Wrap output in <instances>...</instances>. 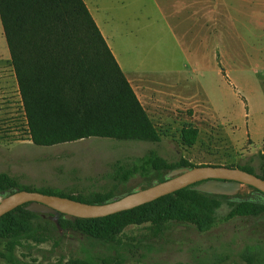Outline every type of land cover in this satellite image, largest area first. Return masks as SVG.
<instances>
[{
  "label": "rangeland",
  "instance_id": "374dc122",
  "mask_svg": "<svg viewBox=\"0 0 264 264\" xmlns=\"http://www.w3.org/2000/svg\"><path fill=\"white\" fill-rule=\"evenodd\" d=\"M263 3L222 0L221 17L207 15L204 29L194 16L166 18L153 7L125 23L106 17L108 41L126 76L133 75L130 84L160 133L158 142L89 137L34 145L0 23V76L8 81L6 96L0 92V172L31 188L49 186L73 194L111 190L120 196L144 181L134 176L112 187L103 176L109 164L149 149L168 161L183 157L196 165L256 167L264 148ZM187 125L198 130L192 146L183 145L179 136ZM249 191L243 186L237 194ZM227 210L223 201L216 222L203 232L170 222L154 236L146 224L128 225L117 242L103 243L68 231L55 238L56 244L24 245L16 255L29 264H68L75 257L115 253L123 264L199 263L218 256L220 264H244L239 253L246 245L264 244V213L224 220ZM0 264H5L1 257Z\"/></svg>",
  "mask_w": 264,
  "mask_h": 264
},
{
  "label": "trees",
  "instance_id": "16d2710c",
  "mask_svg": "<svg viewBox=\"0 0 264 264\" xmlns=\"http://www.w3.org/2000/svg\"><path fill=\"white\" fill-rule=\"evenodd\" d=\"M0 23L26 131L34 145L51 146L89 137L160 140V133L83 0H0ZM197 135L196 127L187 125L180 129V140L185 146H192ZM258 156L256 167L249 163L226 166L238 167L264 179V148ZM193 166L196 164L183 157L168 161L149 149L140 156L116 159L103 176L112 187L139 176L144 181L140 186L143 188L165 179L159 177L163 172ZM195 184L102 217L66 218L60 213L57 223L61 231L48 213L26 210L24 203L0 216V257L5 264H29L16 255L20 247L50 240L56 244L55 238L68 231L103 243L117 242L128 225L146 224L154 236L161 234L170 222L191 224L199 232L207 231L216 222L223 201L228 206L224 220L264 213V193L252 186H247L250 189L247 194L229 196L196 190ZM21 189L96 204L113 196L111 190L73 194L56 187L31 188L0 172V194ZM239 256L244 264H264V244H248ZM222 260L218 256L209 262L177 264H220ZM67 263L123 264V258L117 253L88 255L71 258Z\"/></svg>",
  "mask_w": 264,
  "mask_h": 264
},
{
  "label": "water",
  "instance_id": "95a60500",
  "mask_svg": "<svg viewBox=\"0 0 264 264\" xmlns=\"http://www.w3.org/2000/svg\"><path fill=\"white\" fill-rule=\"evenodd\" d=\"M193 183H196V190L218 195H235L243 186H252L264 193V179L256 174L225 165H196L172 169L163 180L120 196H112L110 200L99 204L34 190H14L0 194V216L26 203V210L48 213L60 230L57 223L60 213L66 218L102 217L131 209Z\"/></svg>",
  "mask_w": 264,
  "mask_h": 264
},
{
  "label": "crops",
  "instance_id": "0c3cea01",
  "mask_svg": "<svg viewBox=\"0 0 264 264\" xmlns=\"http://www.w3.org/2000/svg\"><path fill=\"white\" fill-rule=\"evenodd\" d=\"M83 1L122 71L123 69L120 62V55L118 52L115 54L112 46L108 41V38H110V36H108L109 33L106 27L107 24L106 17L116 16L119 17L118 21H120V23H125L127 17L131 15H137L141 13L142 10H147L149 12L150 8L153 7L155 10H159L162 13V15L166 16V18L171 16H179V15L182 16L187 15L188 17L194 16L198 19V24L204 29L207 15L208 16L217 15L218 17H221L222 15L221 13L222 0H217V3L214 4L210 3L209 2L210 0H83ZM214 20H216V18ZM7 59L8 58H6L5 60ZM132 76L133 75L130 74L126 76L128 81L130 80L129 77ZM7 82H8L7 77L0 76V92L1 93L5 92L4 93L5 96L8 90ZM0 96H2V94Z\"/></svg>",
  "mask_w": 264,
  "mask_h": 264
}]
</instances>
